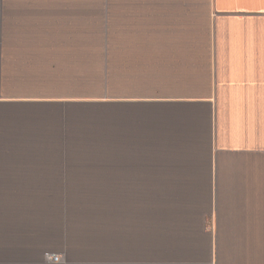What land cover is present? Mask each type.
I'll return each instance as SVG.
<instances>
[{
    "label": "crops",
    "instance_id": "0c3cea01",
    "mask_svg": "<svg viewBox=\"0 0 264 264\" xmlns=\"http://www.w3.org/2000/svg\"><path fill=\"white\" fill-rule=\"evenodd\" d=\"M6 191L68 197L47 264H264V0H0Z\"/></svg>",
    "mask_w": 264,
    "mask_h": 264
},
{
    "label": "rangeland",
    "instance_id": "374dc122",
    "mask_svg": "<svg viewBox=\"0 0 264 264\" xmlns=\"http://www.w3.org/2000/svg\"><path fill=\"white\" fill-rule=\"evenodd\" d=\"M46 194V192H0V234H12L17 236L16 238L21 236L19 241L23 240L27 244L37 241L43 244H40L42 249L49 247L47 253L44 252L42 255V262L47 264L51 257L63 258L61 254L56 253V247L51 244L52 235L75 234V231L61 229L58 223H52V219L59 221L58 216L54 214L65 208L68 197L63 195V199L54 200L46 198ZM85 229L87 228L80 231L88 234Z\"/></svg>",
    "mask_w": 264,
    "mask_h": 264
},
{
    "label": "built area",
    "instance_id": "2783aa9c",
    "mask_svg": "<svg viewBox=\"0 0 264 264\" xmlns=\"http://www.w3.org/2000/svg\"><path fill=\"white\" fill-rule=\"evenodd\" d=\"M50 262H53V263H57V262H60L61 261V258H59L58 256L56 257H51L49 259Z\"/></svg>",
    "mask_w": 264,
    "mask_h": 264
}]
</instances>
